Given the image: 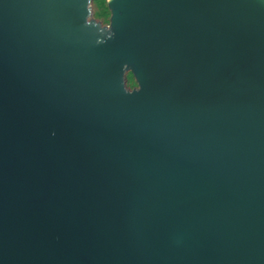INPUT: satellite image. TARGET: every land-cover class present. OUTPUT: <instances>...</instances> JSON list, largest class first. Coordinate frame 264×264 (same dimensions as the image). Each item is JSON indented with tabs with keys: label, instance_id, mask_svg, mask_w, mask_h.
<instances>
[{
	"label": "water",
	"instance_id": "obj_1",
	"mask_svg": "<svg viewBox=\"0 0 264 264\" xmlns=\"http://www.w3.org/2000/svg\"><path fill=\"white\" fill-rule=\"evenodd\" d=\"M93 1L0 0V264H264V0Z\"/></svg>",
	"mask_w": 264,
	"mask_h": 264
},
{
	"label": "rangeland",
	"instance_id": "obj_2",
	"mask_svg": "<svg viewBox=\"0 0 264 264\" xmlns=\"http://www.w3.org/2000/svg\"><path fill=\"white\" fill-rule=\"evenodd\" d=\"M109 10L104 9L103 7L97 5L95 1L92 3V17L96 20L100 21L102 25H108L109 24ZM136 85V82L133 78V76L128 73V80L126 81V86L128 88H132Z\"/></svg>",
	"mask_w": 264,
	"mask_h": 264
},
{
	"label": "trees",
	"instance_id": "obj_3",
	"mask_svg": "<svg viewBox=\"0 0 264 264\" xmlns=\"http://www.w3.org/2000/svg\"><path fill=\"white\" fill-rule=\"evenodd\" d=\"M94 1L97 3V5L103 7L104 9H107L105 0H94Z\"/></svg>",
	"mask_w": 264,
	"mask_h": 264
},
{
	"label": "flooded vegetation",
	"instance_id": "obj_4",
	"mask_svg": "<svg viewBox=\"0 0 264 264\" xmlns=\"http://www.w3.org/2000/svg\"><path fill=\"white\" fill-rule=\"evenodd\" d=\"M134 87V86H133Z\"/></svg>",
	"mask_w": 264,
	"mask_h": 264
}]
</instances>
